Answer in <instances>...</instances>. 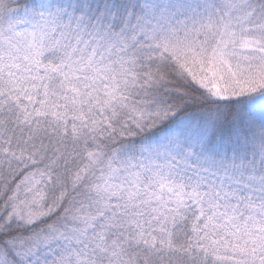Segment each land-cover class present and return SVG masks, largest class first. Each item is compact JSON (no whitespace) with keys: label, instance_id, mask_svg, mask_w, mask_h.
I'll list each match as a JSON object with an SVG mask.
<instances>
[{"label":"snow or ice","instance_id":"obj_1","mask_svg":"<svg viewBox=\"0 0 264 264\" xmlns=\"http://www.w3.org/2000/svg\"><path fill=\"white\" fill-rule=\"evenodd\" d=\"M0 264H264V0H0Z\"/></svg>","mask_w":264,"mask_h":264}]
</instances>
